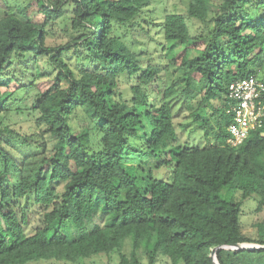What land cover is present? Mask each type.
<instances>
[{
    "label": "trees",
    "instance_id": "1",
    "mask_svg": "<svg viewBox=\"0 0 264 264\" xmlns=\"http://www.w3.org/2000/svg\"><path fill=\"white\" fill-rule=\"evenodd\" d=\"M152 2H4L0 88L17 87L0 89V264L112 253L118 264H142L140 253L147 264L158 255L171 264H264V223L251 236L239 219L244 199L264 209V115L232 146L227 111L232 82H264V0H188L184 13H165L160 49L171 58L184 50L177 65L144 64L147 48L125 40L132 31L156 43L139 21ZM54 24L62 43H47ZM163 71L169 82L151 89ZM13 110L37 113L40 133L12 128L4 116ZM75 119L88 120L78 128ZM188 126L205 143L178 133ZM18 146L35 152L17 158Z\"/></svg>",
    "mask_w": 264,
    "mask_h": 264
},
{
    "label": "rangeland",
    "instance_id": "2",
    "mask_svg": "<svg viewBox=\"0 0 264 264\" xmlns=\"http://www.w3.org/2000/svg\"><path fill=\"white\" fill-rule=\"evenodd\" d=\"M4 2L7 5H23L27 2V0H0V15L5 9ZM187 4H188V0H153L152 4L149 7H147L146 10L142 13L139 21L145 27L148 25L147 28H149L150 34L156 40V43L153 44L151 42H146L145 39L141 38L140 36H136L138 35V33L134 34L132 31L128 33L125 40L127 41V43H129L131 42V39H132L137 45L138 50L140 48L141 49L147 48V53L141 55L143 58L142 61L144 64H148V63L155 64V62H159V63L161 62L163 65H166L167 63H172V64L177 65L180 62V57L184 50L179 51L177 54H175L173 58L166 57L165 56L166 52L161 51L160 43L163 40L161 39V36L157 34L159 31L157 29V25L162 23V20H163L162 17L165 13H169V12L184 13L186 10ZM34 15H35V19H37L38 21L42 19V15L40 13H35ZM143 21L146 23H144ZM54 22L58 23L59 19H54ZM52 31H54V33L50 38L47 39V43L58 44L66 40L63 32L60 29V25L54 24ZM143 43L145 44V46H143ZM155 50L156 52H154ZM71 60L73 61V59ZM41 63L43 64L44 61L41 60ZM101 66L105 67L106 64L102 63ZM161 76H162L161 78H158L157 80L153 81V84L151 85V89L155 86H158L160 89H162L169 82L168 76L164 74V71L161 72ZM43 81L44 82L39 84V87H43L42 85H46V81L45 80ZM131 82L134 83L133 80ZM16 87H17V83L14 81H10L8 85L2 86L0 89L2 91L3 90L12 91ZM154 97H156L155 93H152V94L150 93L149 98L153 99ZM173 102H174L173 103L174 111H177L179 108H181L180 107L182 103L181 98L176 97L173 99ZM185 113L186 112L183 110V107H182L181 110L178 112L177 116L175 117V122L180 125L185 123L187 121ZM36 114L34 113V116H32V115H27L25 112L16 113L13 110L7 117L4 116L5 117L4 121L10 124L12 128L19 131L22 134L32 135V133H34V135L36 136V134L40 133L39 128L36 126L34 122V117L36 116ZM87 120L88 119H85V120L75 119L73 120V125L79 128L83 124H85V122L87 123ZM191 129L192 131L190 132L189 130ZM187 131H189L188 133H190V135L185 137V133L187 134ZM178 133H180L182 137L184 135V139H186L189 143H198V144L205 143V140L201 137L202 132L198 129L197 130L193 129L192 126L191 127L188 126L187 128L184 129V131H182L181 129H178ZM48 145H49L48 147V150H49L51 147V142H48ZM34 150L35 148L33 146L31 147H28V146L19 147L18 146L14 149L11 148L10 152L11 154L17 156V158H20L21 156L28 157L30 154L35 152ZM133 163H136V161L134 160ZM9 171H11V169H9ZM160 171H163V169L154 171V175L157 177H161L163 175V172H160ZM3 178L5 179L4 176ZM15 178H16V175L14 174L13 179ZM225 191H226V188L222 189L221 193H225ZM255 206H256V200L254 198L244 199L241 203V213L239 215L240 222L243 226L242 228L247 234L251 236L255 235L257 225H261L264 223V209L261 211H255L254 210ZM34 213L35 212H32L31 214L32 220L30 219L31 221L30 225H32V227L38 223L37 222L38 216L37 217L34 216V218H32ZM140 257H141V263L147 264V260L142 253H140ZM37 264H70V263H67V262L63 263V262H57V261H40V262H37ZM74 264H118V256L116 253H112L111 256L109 257L105 254H101L98 256H94L93 258H88L83 261H79ZM154 264H171V262L167 257L158 255L155 259Z\"/></svg>",
    "mask_w": 264,
    "mask_h": 264
},
{
    "label": "built area",
    "instance_id": "3",
    "mask_svg": "<svg viewBox=\"0 0 264 264\" xmlns=\"http://www.w3.org/2000/svg\"><path fill=\"white\" fill-rule=\"evenodd\" d=\"M228 96L233 100L227 111L232 114L233 122L228 130L232 146L240 144L249 130L261 126L264 115V82L248 76L229 85Z\"/></svg>",
    "mask_w": 264,
    "mask_h": 264
},
{
    "label": "water",
    "instance_id": "4",
    "mask_svg": "<svg viewBox=\"0 0 264 264\" xmlns=\"http://www.w3.org/2000/svg\"><path fill=\"white\" fill-rule=\"evenodd\" d=\"M237 246H238V248H242V245H241V244H237ZM222 248H227V246H222ZM216 249H217V248L215 247V248H213V249L211 250V253H210V256H211V257H213V254H214V252H215Z\"/></svg>",
    "mask_w": 264,
    "mask_h": 264
}]
</instances>
